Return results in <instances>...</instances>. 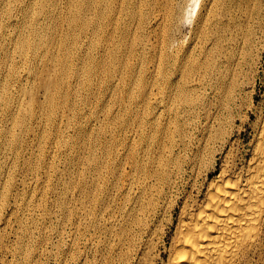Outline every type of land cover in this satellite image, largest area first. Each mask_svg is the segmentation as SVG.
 <instances>
[{"label": "bare ground", "instance_id": "bare-ground-1", "mask_svg": "<svg viewBox=\"0 0 264 264\" xmlns=\"http://www.w3.org/2000/svg\"><path fill=\"white\" fill-rule=\"evenodd\" d=\"M187 1L190 9L180 0H0V252L11 264L54 257L62 235L45 221L58 212L65 211L74 231L69 250L89 228L116 238L108 227L115 221L101 223L98 215L106 195L103 173L97 172L94 189L81 183L90 169L113 168L91 146L99 132L91 121L103 116L124 124L132 116L133 105L113 111L96 100L93 106L102 72L106 89L116 78L126 80L123 101L139 100L144 110L168 99L173 107L171 123L147 120L155 136L142 132L146 151L132 148L128 156L123 264H264V105L252 103L253 73L264 58V0H220L219 14L217 0H203L185 45L173 32L198 8V0ZM125 23L126 62L115 47L96 56L103 27ZM200 44L202 59L195 57ZM174 54L173 70L189 76L175 92V79L157 82ZM84 110L93 118L82 121ZM245 125L252 140L242 153ZM31 184L40 190L19 192ZM55 187L65 192L50 201L47 193ZM83 193L93 206L88 203L82 215L65 206ZM9 235L13 241L3 244ZM108 245L104 240L95 247L109 252ZM103 260L111 264L110 257Z\"/></svg>", "mask_w": 264, "mask_h": 264}, {"label": "rangeland", "instance_id": "rangeland-1", "mask_svg": "<svg viewBox=\"0 0 264 264\" xmlns=\"http://www.w3.org/2000/svg\"><path fill=\"white\" fill-rule=\"evenodd\" d=\"M180 1H181L182 4L184 3L183 6H185L187 4L188 5L191 4V2L187 1V0H180ZM202 1L203 0H198L200 6L198 5V8L197 7L195 8L196 10L193 12L194 15L191 14L190 15L191 18H189V20L187 22H184L185 19L183 18V20H182L183 22L181 21V23H180L181 26L178 25L179 28L181 27L180 29H178V26H176V28H175V30L173 32L174 40H178V41H176V43H179V41H180V43H184L185 45L190 44L191 36H192L191 35L192 34V27L194 25V22L196 20L197 15H198V13L200 11V7H201V4H202ZM186 9H190V7L188 6V7H186ZM214 11H215V13H218V14L221 12V1L220 0H217V3H216ZM190 22L192 24V27H191ZM103 28L104 29L100 32L101 38H103V39H101L100 46L96 48V53H97L96 56L101 57L104 54V50H106V48H107V50H112L111 48L115 47L120 52L119 55H120V58H122L121 61L122 62H126V56H125L126 55V36H125L126 33L122 32L123 30L126 31V29H124V28H126V23H125L124 26H121L120 28L118 26H114V25H107L106 27L104 26ZM174 33H176V34H174ZM178 35H179V37H178ZM110 40H111V42H110ZM183 40H184V42H183ZM105 45H107V46H105ZM199 47H200V49L198 50ZM199 47L197 48L195 57H197V58L200 57V59H202L204 54H203V49L201 48V44L199 45ZM100 49H101V51H100ZM172 56H173V59L170 56L169 57V61L167 62V64H165V68H166L165 74L164 75L159 74L158 77H157V82L160 83V85L162 86L164 84V82L167 83L169 81V78H170V81H174V79H175L176 80V84L174 86H172V89L175 92L174 88L177 85L184 86L188 82V77L189 76L187 78H183V77L181 78V76L178 73H176L175 70H173L174 65H175V56L176 55L174 54ZM150 57L152 58V56H150ZM146 64H148V63L146 62L145 65ZM261 64H262V66H261ZM150 65L148 64L149 67H150ZM255 72H257V73L256 74L253 73L255 75V78H254L255 82H254V91H253L252 103L255 106H263L264 105V58H261L260 62L256 65V71ZM103 74L104 73L102 72L99 75V77L96 79V85L93 86L96 89L95 91H93V94L91 95L93 106H95V105L97 106L96 100L97 101H102L103 100V101L107 102L106 104L109 103L108 106L112 105L111 107H112L113 111H116L117 107L119 105H121V104H126V105L128 104L130 107L133 105L131 107L132 109H130V114L132 116L129 119V121L125 122L126 125H125V123L124 124L123 123L120 124L117 121H113L110 118H105V117L103 118V116H100V118L98 119L100 121H98V120H96V122L91 121L92 124L91 123L90 124L93 125L92 126L93 129H98L99 132L110 131L111 129L113 130V134H106V136H105V133H99V132L97 133L96 132L95 133L96 136L93 137L94 139L91 140V144H92L91 146H92V148L95 147L96 153H98L97 157L99 158L100 162L102 164H104V165H107L106 163H108V165H110V167H113V168L110 170L108 166L107 167L104 166L101 169H93V170L90 169L91 171L90 170L87 171L85 176L82 177V182L81 183L83 185H86V188L89 187L90 189L91 188L94 189L95 181H98L97 172H98V174H102L103 173L102 176H101L102 178L100 180H102L103 183L106 180L108 181V182L106 181L104 183L105 184L104 190L106 191V195L107 196L104 195L105 199H104V201L102 203L101 210L99 211L98 215H99L101 223H108L111 220L115 221L112 225L109 224L110 226H108V227H111L114 231H116L115 232L116 233V238L115 237L106 238L105 233H102L100 235L94 234L92 228H89L90 231L88 229V230H86L83 233L84 240H81L80 238H78L79 236L76 235L75 240H74V249L73 250H69L70 247H68V245H67L68 242L67 241L69 240V235L72 234V232H74V231H73L72 228H70V225H68L69 223H68L67 217L65 216V211L64 212H58L57 216H54L51 219V221H49V220L45 221V225L46 226L53 222L52 227L57 229L58 232L62 235L61 239L59 241L60 244L58 243L56 248L52 252V255L54 257L50 258V257H48V254H45L43 256H37V257L34 258V261H33L32 264H98L99 261H100V264H105V261L103 260L105 257H110L111 258V264H112V262H113V264H123V257L125 256V253H126V235H125L126 234V225H125L126 224V206L125 205H126V198H127V195H126V182H127V180H126L127 179L126 172L128 170V167H127L128 166V156H129L130 151L132 150V148L135 150V153H140V152L143 153L144 151H146V147H145L144 143L141 141V138H140L141 137L140 134L142 132L144 133V135H147V136H153V135L155 136L154 130L152 129V126L147 122V120L156 119V120L159 121L160 124L163 123V122L167 123V121H168V123L169 122L171 123V121H172L171 113H172L173 107L171 108V105L168 104V102H169L168 99H165V101H163V102H162V100H160L158 103L155 102V105L153 107L151 106V108L144 109V110H143L142 106L135 104L136 101H139V100H136V101L133 102V101H128V99H127L126 101H123L122 98L125 96V93H126V86H124V84L126 85V80L124 82H121L122 80H120L119 78H116V79L119 80V82L116 81L114 83L115 86L113 85V87H110L109 89L108 88L106 89V86H105V84L103 82V76H104ZM124 76H125V74L123 75V77ZM143 78H144V76H143ZM164 78H165V80H164ZM100 81H102V83ZM145 81L150 82V79L146 78ZM101 86H102V88H101ZM104 91H105V93H104ZM159 95L164 96L163 94H159ZM159 95H158V98L161 99V97ZM116 99H117V103H116ZM262 103H263V105H262ZM246 108L247 107L244 106L243 109L245 110ZM88 110H89V108H88ZM135 112H136V114H135ZM84 114L85 115L82 118V121H84V122L86 121V119H88V117H89V119L93 118L92 115L90 114V112L89 111L87 112V110L86 111L84 110ZM137 115H138V118H137ZM85 116H86V119H85ZM135 117L137 118V120H136ZM126 119H127V116H126ZM253 119H254V116L251 115L250 120L252 121ZM141 121L143 123H141ZM117 125H119V126H117ZM122 125H123V127H122ZM243 130L241 131V134H240V142H241V144H240L239 148H240V151L242 153H245L250 147V141L252 140V131H251L250 127L247 126V125H245ZM148 131H149V133H148ZM129 134H130V137H129ZM195 134H197V131L195 132ZM123 135L125 137H123ZM131 139H133V140H131ZM94 142H95V144H94ZM142 146H143V148H142ZM99 147H100V149H99ZM151 149L152 150L154 149V145L151 147ZM117 150H119V151L116 152ZM88 155H89V152H86V153L82 152L81 153V157H84V158L88 157ZM100 157H101V159H100ZM219 163L220 162H219V158H218L216 160V167L217 168L219 166ZM111 164H112V166H111ZM114 165H116V166L114 167ZM86 167H87V164H85L82 167V169H80V170H82V172H83V171H85L84 169ZM123 168H124V170H123ZM77 172L78 171H75V169H72L70 174H71V176H75ZM118 174L120 175L119 176L120 178L116 177V176H118ZM112 176H113V178H112ZM65 177L68 178L69 174H67ZM87 177H89V178H87ZM32 185L33 184L29 185L27 188L18 187V190L22 194H24V193H26V194L28 193L29 194L31 192V190H36V191L40 190V186L39 185H36V186H32ZM64 192H65L64 187H60V188L59 187H55V190H53V192L47 193V195L50 197V201H57V200H61V195ZM81 195L78 194L77 197H75V199H71V200L68 199L66 201V205L65 206L68 207V208H72V209L76 210L79 214H81V212H83V210L86 209L85 206L88 203L93 206V204H91V202H89L87 200L86 194L83 193ZM88 205L86 206L87 208H88ZM123 213H124V215H123ZM38 220L41 222V224L44 222L43 219H41V218H39ZM0 229H3V228L0 227ZM4 229L6 231H9V227H6ZM117 236H118V238H117ZM62 237H64V240L62 239ZM13 239H14V237L9 235V237H7L5 239L3 244L9 245L13 241ZM104 240H109V242H110V245H108V247L110 248L109 252H107V251L106 252H99L96 249V247H95V244L98 241H104ZM121 242H123V243H121ZM0 245H2L1 242H0ZM0 249H3V247L0 246ZM76 249H81V250H80L79 253L74 254ZM10 258L11 257L9 255H5L2 252H0V264H11L10 263ZM37 260H38V262H37Z\"/></svg>", "mask_w": 264, "mask_h": 264}]
</instances>
